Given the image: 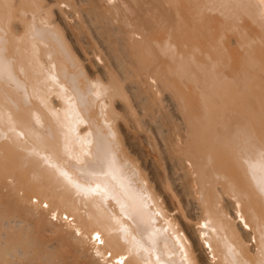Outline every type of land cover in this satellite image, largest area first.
Here are the masks:
<instances>
[{
    "label": "bare ground",
    "instance_id": "1",
    "mask_svg": "<svg viewBox=\"0 0 264 264\" xmlns=\"http://www.w3.org/2000/svg\"><path fill=\"white\" fill-rule=\"evenodd\" d=\"M0 264H264V0H0Z\"/></svg>",
    "mask_w": 264,
    "mask_h": 264
}]
</instances>
